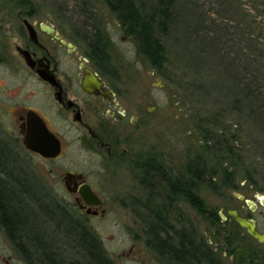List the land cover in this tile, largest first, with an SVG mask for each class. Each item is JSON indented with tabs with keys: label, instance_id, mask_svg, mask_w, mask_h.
<instances>
[{
	"label": "rangeland",
	"instance_id": "374dc122",
	"mask_svg": "<svg viewBox=\"0 0 264 264\" xmlns=\"http://www.w3.org/2000/svg\"><path fill=\"white\" fill-rule=\"evenodd\" d=\"M8 2L0 0V8L2 5L8 8ZM53 2L56 4H50L49 8L71 10V15L79 11L80 24L91 25L92 17L100 20L98 24L103 33L110 36L112 73L123 79L129 106H140L142 114L140 125L129 127L126 153L130 159L107 162L102 176L90 177L105 198V214L87 219L75 204L54 205L70 212L79 232L88 228L114 264H176L172 257L147 245L148 229L157 224L156 214L160 218L166 216L175 226L186 227L189 222L207 240L221 264H264V245L249 236L231 217L214 222L185 202L182 193L177 195L174 204H167L170 191L155 188L158 178H151L152 184L147 178L145 183H140L137 176L138 160L156 158L158 167L166 169L165 173L177 180L176 175L185 174L187 168L194 170L193 163L204 165L200 176L205 182L194 177L196 183L192 190L207 209L225 216L227 210L234 209L254 219L257 228L264 232V204L260 200L264 196V107L263 114H258L252 111L254 104L236 100L242 97H235L230 87L234 75L227 65L235 55L236 46L246 44L238 36L244 27L241 12L242 9L250 12L249 19L253 20L258 13L253 9L255 0H237L240 9L236 22L227 21V16L220 13L218 0H178L169 26L164 32H159L161 27L156 28V35L164 46V59L159 66L139 50L134 35L120 27L106 0ZM134 2L139 12L150 13L156 0ZM225 23L232 28L229 41L222 42L219 25L225 26ZM120 36L125 38L121 40ZM222 46L228 50L224 61H220ZM255 114L260 116L258 121L254 119ZM79 144H66L59 161L33 156L31 186L35 197L40 195L45 202L68 200L69 194L58 177L61 170L96 168L90 153ZM224 168L230 171L227 176ZM237 195L251 200L255 210H250ZM32 202L24 206L31 205L29 209H32L36 201ZM38 216V226L49 241L42 253L43 259L38 261L31 248L27 250L36 260L24 261L0 230V264H4L5 258L12 264H50L49 261L73 264L86 258L77 234L66 233L63 223L56 219Z\"/></svg>",
	"mask_w": 264,
	"mask_h": 264
},
{
	"label": "flooded vegetation",
	"instance_id": "af4514ba",
	"mask_svg": "<svg viewBox=\"0 0 264 264\" xmlns=\"http://www.w3.org/2000/svg\"><path fill=\"white\" fill-rule=\"evenodd\" d=\"M53 1L9 0L8 8H0V191L9 193V198L24 192L21 204H33V156L59 161L66 144L80 143L96 168H63L58 177L69 199L41 200L36 204H75L84 218H99L106 212V201L90 177L102 176L107 162L130 159L126 153L129 127L140 125L141 107L129 106L123 79L112 73L110 36L103 33L100 20L86 15L91 25L80 24L79 11L71 15V10L49 8L56 4ZM118 20L125 31L126 26ZM86 82L92 84L91 89L84 87ZM30 143L42 144L48 154L58 152L43 155L28 147ZM156 161L138 160L139 182L145 183L147 178L152 184L151 178H158L155 188L170 191L167 204L178 200L181 192L177 190H183L185 202L191 204V169L177 174V180L159 168ZM83 184H88L98 198L95 203L79 193ZM241 200L255 210L254 203ZM8 204H17L15 197ZM30 206L24 208L30 210ZM226 214L222 218L219 213L220 219L234 220L228 210ZM239 215L256 224L254 219ZM256 229L260 231L257 225ZM10 259L14 261L11 256ZM35 260L29 258L31 262ZM172 261L182 264L177 259ZM3 263L12 264L7 258Z\"/></svg>",
	"mask_w": 264,
	"mask_h": 264
},
{
	"label": "trees",
	"instance_id": "16d2710c",
	"mask_svg": "<svg viewBox=\"0 0 264 264\" xmlns=\"http://www.w3.org/2000/svg\"><path fill=\"white\" fill-rule=\"evenodd\" d=\"M106 2L109 8L117 14L122 24L126 26L125 31L134 35L138 48L145 57L157 66L161 65L164 59V46L156 35V28L159 26L161 27L159 32H164L169 26L178 0H156L150 13L139 12L134 0H106ZM218 5L220 13L227 16V21H238V19L235 20L236 14L238 15L237 11L240 9L237 0H218ZM253 6V9L256 8L258 13L250 21L249 16L252 14L242 9L243 16L241 19L244 27L242 25L240 32L237 30L239 40L245 41L246 44L236 46L235 55L227 65H229L228 68L230 67V72L234 75V81H232L230 87L236 95L235 97L240 95L242 97V99L236 98V100L250 105L254 104L252 111L263 114L261 109L264 107V0L262 2L255 0ZM230 28L232 26L229 23H225V26L223 24L219 25V34L222 38L220 41H229ZM222 47L224 52L220 56V61H224L228 52L225 46ZM258 114H255V120L260 117ZM193 164L195 166L194 170L191 171L193 185L196 183L194 177L199 182H205L204 177L200 176L202 175L200 172L205 166L200 165V167L197 166L198 163ZM223 171L226 176L230 173L225 168ZM202 172L204 173V171ZM177 191L185 193L183 190ZM193 191L190 197L191 205L200 213L205 214L207 218L219 222L220 216L214 211L208 210L204 201ZM32 194V201L43 200L40 195L35 197V193L32 192ZM9 195L7 192L0 191V227L24 261L33 256H37L38 261H41L43 259L42 253L48 247L47 242L49 241L38 226L40 223H38V214H40V216L48 217L49 220L56 219L58 222H62L66 233L77 234V242L81 249L85 251L86 258L73 264H114L102 250L100 243L92 232L85 228L81 232L77 230V224L66 208L54 204H36L31 210H26L24 204H21L25 200L24 192L20 193L18 191L16 195L12 196V198L15 197L17 204H8L9 200L12 199L9 198ZM157 215L159 214L154 216L157 224L150 226L147 232L150 233V238L146 240L150 248H157L168 258L177 259L182 264H221L207 240L189 222L186 223L189 224L186 227L175 226V223L172 224L171 221H167L166 216L160 218ZM31 248L36 255L32 254V256L28 252L27 249ZM49 263L55 264L56 262L49 261Z\"/></svg>",
	"mask_w": 264,
	"mask_h": 264
},
{
	"label": "water",
	"instance_id": "95a60500",
	"mask_svg": "<svg viewBox=\"0 0 264 264\" xmlns=\"http://www.w3.org/2000/svg\"><path fill=\"white\" fill-rule=\"evenodd\" d=\"M84 87L87 89H91L92 84L89 82L84 83ZM28 147L33 149L34 151H37L43 155H55L58 150L53 152L52 154H48L46 150L44 149V146L42 144H36V143H30L28 144ZM79 193L84 197V199L88 202L95 203L98 198L96 195L92 192L88 184H83L82 187L79 189ZM239 199H244L243 196L237 195ZM97 198V199H96ZM261 203L264 204V196L260 197ZM246 202L250 205L253 204L252 201L249 199H246ZM87 205H99V204H87ZM228 214H230L234 220L238 223V225L246 230L249 236H251L253 239H255L258 243L264 244V233L260 232L256 229V224L253 220H248L244 217H241L235 210H228ZM220 216L224 218V214L220 213Z\"/></svg>",
	"mask_w": 264,
	"mask_h": 264
}]
</instances>
